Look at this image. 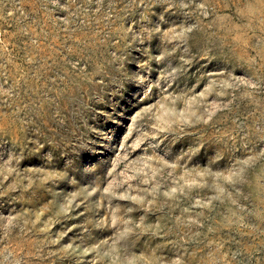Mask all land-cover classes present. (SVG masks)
Returning a JSON list of instances; mask_svg holds the SVG:
<instances>
[{"label":"rangeland","instance_id":"obj_1","mask_svg":"<svg viewBox=\"0 0 264 264\" xmlns=\"http://www.w3.org/2000/svg\"><path fill=\"white\" fill-rule=\"evenodd\" d=\"M0 264H264V0H0Z\"/></svg>","mask_w":264,"mask_h":264}]
</instances>
